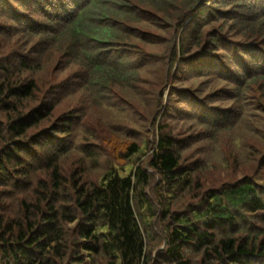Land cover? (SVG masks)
Returning a JSON list of instances; mask_svg holds the SVG:
<instances>
[{
    "label": "trees",
    "instance_id": "1",
    "mask_svg": "<svg viewBox=\"0 0 264 264\" xmlns=\"http://www.w3.org/2000/svg\"><path fill=\"white\" fill-rule=\"evenodd\" d=\"M174 1L0 0V37L12 48L0 52V264H264V179L205 189L198 169L182 162L190 144L170 125L182 117L214 134L261 117L262 128L264 100L251 89L264 86V0ZM166 2L177 5L176 24L154 17ZM141 22L174 26L157 136L127 135L114 156L107 138L79 130L75 110L52 124L69 86L45 91L25 76L41 67L40 56L34 47L22 51L16 37L50 42L67 34L80 66L68 81L106 106L114 83L128 84L159 60L140 41L160 36ZM226 25L250 34L238 38ZM200 78L224 87L188 83ZM73 151L74 164H65ZM105 154L111 158L102 167ZM95 167L99 176L89 178Z\"/></svg>",
    "mask_w": 264,
    "mask_h": 264
},
{
    "label": "rangeland",
    "instance_id": "2",
    "mask_svg": "<svg viewBox=\"0 0 264 264\" xmlns=\"http://www.w3.org/2000/svg\"><path fill=\"white\" fill-rule=\"evenodd\" d=\"M182 1L184 2V0H175L174 2L182 4ZM168 4L170 3L166 2L165 6ZM143 5L148 7L147 9L150 8L156 11V8H153V4ZM174 6L169 5L161 11L157 10L158 14L157 16L155 14L154 17L171 20L172 23L176 24L178 9ZM138 25L159 34L160 39L156 43L140 41V43L146 45L148 50L159 56V60L154 58L155 61L147 65L145 69H142L138 77L128 84L125 82L114 83L111 87L115 94H112L113 96L106 100L108 102L106 106L101 105L95 99L89 100L87 89H76L73 83L68 81V79L78 72L80 66L78 65L79 61L77 58L68 54L70 53L68 47L70 38H68L67 34L55 37L50 42L46 41L45 38L47 36H35L33 38L26 36L16 37L18 40L21 39L18 45L20 49H23L22 51L31 53L30 48L34 47L36 52L33 57L40 56L39 62L41 67L35 69L33 73L26 72L25 76H34L40 88L45 91L50 86L49 84H56L61 81L66 82V86H69L70 90L59 97V103L52 115V124L59 118L60 114L75 110V113L82 118L79 130L83 127L88 128V130L99 133V137L107 138V147L114 156L118 154L121 147L127 142L125 137L127 135L140 140L148 134V138L151 141L157 136V131L155 128L153 129V122L159 108L157 100L160 97V92L167 78L166 70L168 68L167 63L169 62L168 56L171 47L170 38L174 32V26L160 24L163 26L160 28L157 25H151L146 22H141ZM235 27L231 29L229 25H226L225 30L233 33L234 31H238V25ZM208 28L210 26L206 27L205 30H208ZM246 31L245 33L238 31V35L236 36L239 38L250 34L248 30ZM40 39H45V42L39 44L40 42L38 41ZM135 39L138 40L137 38ZM5 42L0 37V52L7 54L6 51H12V48H7ZM79 60L81 59L79 58ZM202 81L204 82L203 84L214 86L215 89L220 86L221 88L224 87V84L220 82L217 83L202 78L188 81V83L199 86ZM262 88L259 90L252 88L251 91L254 94H261L264 100V86ZM225 104H231V102H226ZM117 107H119L118 110ZM201 108H198V112L203 110ZM262 110L264 108L259 109L261 114L264 113ZM194 111L197 112L196 109ZM179 118H173L169 122L174 128V134L179 133L177 136L184 138L185 144L187 142L190 144L182 153V162L198 169V181L203 184L205 189L221 183L237 181L246 176L264 179V167L262 166V157L264 156V120H261L262 128H259V119L261 117L256 120L238 122L232 128L214 131V134L211 133V129L203 127L201 124L198 125L193 123L192 120H181L182 117ZM129 131H131V134ZM123 135L124 137H122ZM143 151H145V148ZM151 152L152 148L146 149V152L142 156L143 164L147 162L146 160ZM73 155L69 160L65 161V164H74L78 153L73 151ZM110 158V154H107V156L106 154L105 156L102 155V167H105L107 159ZM136 158L137 155L133 157V163H135ZM227 158L228 160L225 161ZM130 166L131 164L127 168ZM95 168H90L87 172L89 178L99 176L100 171L98 169L100 168ZM187 196V194L183 195L178 200V203L187 200ZM159 229H161V224L158 220L156 230L159 231ZM159 248H164L163 242L158 246Z\"/></svg>",
    "mask_w": 264,
    "mask_h": 264
}]
</instances>
